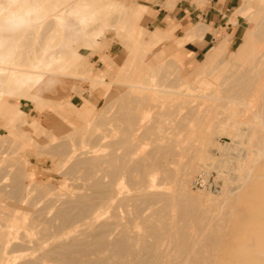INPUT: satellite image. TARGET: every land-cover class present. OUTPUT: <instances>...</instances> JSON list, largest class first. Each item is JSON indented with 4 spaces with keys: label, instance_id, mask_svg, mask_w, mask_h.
I'll return each instance as SVG.
<instances>
[{
    "label": "rangeland",
    "instance_id": "obj_1",
    "mask_svg": "<svg viewBox=\"0 0 264 264\" xmlns=\"http://www.w3.org/2000/svg\"><path fill=\"white\" fill-rule=\"evenodd\" d=\"M84 1L97 12L86 25L74 14L76 0L10 3L20 15L34 4L45 6V12H57L51 13L49 23L23 28L13 44L8 41L0 49V55L10 50L6 60H0V264L24 260L74 264L59 262L61 253L50 251L104 231L106 235L92 240L112 242L124 227L128 237L139 233L133 241L128 238L136 251L145 240L153 241L155 249L165 254L156 250L163 256L162 264H264V56L255 63L251 86L236 94L225 84L226 69L240 53V45L248 37L252 50L263 44V32L256 38L250 35L264 21V0H239L229 20L241 7H246V18L239 16L229 28H208L215 40L205 49L204 59L226 42L210 65L208 59L203 64V58L184 63V54L177 49L184 41L172 36L178 24L149 25L144 0ZM6 12V7L0 12L3 33ZM46 14L39 13L34 20ZM59 14L60 24L53 18ZM167 27L177 30L171 35ZM101 30L105 35L99 39ZM252 52L242 59L250 60ZM242 59L238 64L244 63ZM41 80L46 83L37 86L43 90L35 92ZM247 102L255 104L252 111L244 107ZM228 114H234L232 119ZM59 144L64 148L54 149ZM114 155L125 162L116 160L119 173L112 175L108 162ZM201 155L206 159H198ZM86 157L105 163L73 167L77 158ZM201 168L218 173L219 194L191 187ZM154 191L166 196L144 198L151 203L143 200L142 195ZM99 192L102 199L95 198ZM134 194L142 196L136 204L147 203L142 201L137 211L132 204L124 205ZM192 197H197L195 202ZM65 201H80L71 210L79 214L69 222L56 217L66 208ZM160 207L166 220H157ZM153 209L154 215H148ZM145 215L150 219L146 216L144 226L151 222L160 226L159 238L141 228ZM130 228L133 232H128ZM187 239L191 248H186ZM184 240L186 247L181 245ZM103 247L90 253L93 258L86 256L94 262L119 264L112 246ZM137 262L129 258L127 264Z\"/></svg>",
    "mask_w": 264,
    "mask_h": 264
},
{
    "label": "bare ground",
    "instance_id": "obj_2",
    "mask_svg": "<svg viewBox=\"0 0 264 264\" xmlns=\"http://www.w3.org/2000/svg\"><path fill=\"white\" fill-rule=\"evenodd\" d=\"M46 0H41V2H45ZM246 9V7H241V9L239 8V10L237 11V13H236V16L234 17V20L236 21V17L237 16H240V17H242V16H245L244 15V10ZM26 11V13L24 14V16H25V20L23 21V22H15V23H13V24H11L10 26H4L2 29H3V31L5 32V33H16V32H19V31H21V29L29 22V19H28V17L29 16H31V15H33L34 16V18H37L38 17V13H37V11H36V9H34V10H25ZM258 13V12H257ZM264 13V12H263ZM254 15H256V14H254ZM247 16H245L244 18H246ZM264 17V16H263ZM261 18H262V16H261ZM233 20V21H234ZM261 20H264V18H262ZM253 29V28H252ZM261 29V30H260ZM206 30V27L205 26H203V25H201V24H199L197 27H196V29H193L191 32H189V33H192V35H197V37L198 36H201L203 33H204V31ZM254 30H255V28H254ZM254 30H253V33L254 34H252V35H250V37H253V38H256L259 34H260V31L261 32H263V34H264V21H262V22H260L259 21V24H258V26L256 27V32H254ZM0 33H3V32H0ZM187 34V37L188 38H191V35L190 34ZM250 34V33H249ZM188 35H190V36H188ZM248 35V34H247ZM260 35H262V34H260ZM252 38V39H253ZM262 40H263V44L261 43L262 42V40H260L261 42V45H263V48H259V46H261V45H258L257 47H253V50H252V46L254 45L253 43V45L252 46H248V41H252V40H250L249 39V37H248V40L246 41V42H243V46L242 45H240V43L238 44V46L240 45V47H241V49H240V53L237 55V56H235L234 55V59H233V61H232V63H231V65L229 66V68H227L226 70V74H227V78H228V80H226V82H225V84L227 85L226 87H228V89L230 90V91H234L236 94H239V92H241L240 90L241 89H243V88H245L246 86L248 87V86H251L252 84H253V81L255 80V70H256V66H255V63H257V62H259L260 60H262V58H263V56H264V37L262 36V37H260ZM245 39V38H244ZM259 39V38H258ZM255 41H257V40H255ZM253 42V41H252ZM259 42V41H258ZM226 42H224V44H225ZM242 43V42H241ZM257 43V42H256ZM259 43V44H260ZM223 43L222 44H220L221 46H223L224 45ZM219 45V47L220 48H222L221 46ZM251 47V48H250ZM262 47V46H261ZM220 48H218L219 50H220ZM258 48V49H257ZM215 49V48H214ZM249 49H251V50H249ZM219 50L218 51H213V50H211V51H209L208 52V54H207V56H205V58L206 59H208L207 60V64L208 63H210L211 62V60L212 59H214V58H216V57H219L218 56V54L219 55H221V53H219ZM232 50H233V48H232ZM232 50H231V52H232ZM227 51H229L230 52V48H228L227 49ZM239 50H237V52H238ZM248 51H253L252 52V55L254 56V57H249V59L250 60H248V58H247V60L248 61H246L245 59H242L243 58V55H245L246 53H248ZM235 54H236V52H235ZM251 55V54H250ZM248 57V56H247ZM221 58V57H220ZM246 58V57H245ZM204 59V58H203ZM206 59H204L205 60V62L203 61V64L205 63L206 64ZM240 59H242L243 61H244V63H240V64H238V61L240 60ZM216 60V59H215ZM217 60H218V58H217ZM242 61V62H243ZM246 62V63H245ZM261 62V61H260ZM214 63V62H213ZM206 64V65H207ZM208 65H210V64H208ZM259 69V68H258ZM257 71V70H256ZM257 75V74H256ZM263 75H264V73H263ZM261 78H263V77H261ZM261 80V79H260ZM262 81V80H261ZM22 83V84H21ZM41 82H37V84H40ZM264 83V82H263ZM20 85H23L24 83H23V81L22 82H20L19 83ZM256 84V83H255ZM256 86V85H255ZM21 87H23V86H21ZM261 93V92H260ZM258 94V93H257ZM258 96V95H257ZM260 96H261V94H260ZM260 96L258 97V98H260ZM253 101H255V100H253L252 99V101H250V102H253ZM245 103V105H244V107L248 110V111H252V109H253V107H254V105L255 104H252V103ZM19 106V105H18ZM244 107H242V108H244ZM241 108V109H242ZM245 109V110H246ZM20 110V109H19ZM20 112V111H19ZM247 113V112H246ZM232 115H234V114H231V115H226L227 117H229V119H232ZM231 121V120H230ZM227 123H229L227 120H226V124ZM224 124V123H223ZM230 125H231V127L232 126H235L234 124H236V123H233V122H231V123H229ZM236 132V131H235ZM238 133V132H237ZM56 148V147H55ZM57 149V148H56ZM111 154V153H110ZM115 155L114 156H112V158H111V160H110V162H108L107 160H106V162H108V164H109V166H111V170H109L108 169V172L110 173V174H114V172H116V171H118L117 170V161L116 160H118L119 158H117V159H115ZM118 157H120L119 155H118ZM198 159H200V160H203V159H206V156H203V155H201ZM120 160V164L122 163L121 162V160H122V156H121V159H119ZM118 160V161H119ZM124 160V159H123ZM122 160V161H123ZM14 161V160H13ZM141 160H139L138 162H140ZM124 162H125V160H124ZM136 162V161H135ZM15 163V162H14ZM105 163V161H103V160H99V159H94V158H84V159H79V158H77L74 162H73V167L74 168H76V166H81V165H83V166H85V165H97V166H100V167H102V165ZM119 163V162H118ZM107 164V163H106ZM123 164V163H122ZM139 165V167L141 166L140 165V163H138ZM141 164H142V162H141ZM206 164H208V163H206ZM10 165V164H9ZM205 165V164H204ZM20 166V165H19ZM96 166V167H97ZM108 166V167H109ZM122 166V165H121ZM120 166V167H121ZM125 166V165H124ZM134 166V165H133ZM137 165L135 166L136 168L138 167ZM72 167V168H73ZM119 167V168H120ZM134 167V168H135ZM20 168H22V167H20ZM78 168V167H77ZM124 168V167H123ZM135 168V169H136ZM98 169V168H97ZM102 169V168H101ZM201 169H203V170H207V171H209L210 169H208V168H201ZM200 169V170H201ZM17 170V169H16ZM106 170V169H105ZM200 170H198V171H200ZM197 171V172H198ZM19 172V171H18ZM105 172H107V171H105ZM107 172V173H108ZM15 173H16V171H15ZM118 173H119V171H118ZM17 175V174H16ZM19 175V174H18ZM110 176V175H109ZM113 178H114V176H112ZM215 177L217 178V180H218V182H219V180L221 179L220 178V176L218 175V173L217 172H215ZM99 178V177H98ZM220 178V179H219ZM21 179V178H20ZM188 179L189 178H185L183 181H188ZM100 180V179H99ZM21 181V180H20ZM103 181V180H102ZM96 182V181H95ZM99 181H97V183H98ZM101 182V181H100ZM96 186V185H95ZM98 186H99V184H98ZM102 186V185H101ZM100 186V187H101ZM191 187H192V185H191ZM196 189H201V190H208V191H212V190H210V189H208V188H196ZM221 190H222V183H221V186H220V182H219V189L217 190V191H215V192H217V194H219L220 192H221ZM97 191V190H96ZM104 191V190H103ZM186 191V190H185ZM95 192V191H94ZM187 192V191H186ZM185 192V193H186ZM151 193H153V195H150V193H149V195H146L145 197H144V195H142V196H136L135 194L134 195H132L133 197H132V199H131V196H130V199H127L125 202V204L124 205H126V204H132V206L134 207H132L133 209H135L136 211L137 210H140L139 208H140V205L141 204H143L144 203V201L143 200H145V199H152V198H163L162 196H166L165 195V193H156L155 191L154 192H151ZM188 193V192H187ZM97 194V193H96ZM100 192L98 193V195L95 197V198H99L100 196H102V194L100 195ZM104 195H106V194H103V197H105ZM135 196L137 197V198H135ZM186 196H188V194L186 195ZM143 198V203H141V202H139L140 204H136V202L138 201L137 199H139V198ZM188 197H190V196H188ZM84 200H86L84 197H82ZM81 198V199H82ZM101 199H102V197H100ZM133 198H135V199H133ZM145 198V199H144ZM191 198V197H190ZM196 198L197 197H192V200L195 202L196 201ZM188 199V198H187ZM140 200V199H139ZM157 200V199H156ZM162 199H160L159 201H161ZM67 201V200H66ZM65 201V205H66V208L65 209H62V210H58L57 212H58V214H56V212H55V214H56V217L58 216V218L60 219V217H64V221H67V222H69V221H71V220H73L74 218H76L77 217V215L79 214H77L76 212L78 211H76L74 214L71 212V210H74L76 207H78L79 205H80V201H79V203L77 202H75V203H72V202H74V201H68V202H66ZM87 201V200H86ZM92 201V200H91ZM134 201V202H133ZM145 201H147V200H145ZM85 202V201H84ZM88 202H90V200L88 201ZM124 202V201H123ZM197 202H199V201H197ZM196 202V203H197ZM83 202H81V205H83L82 204ZM147 203H151V202H149V201H147ZM147 203H144V204H147ZM88 204V203H87ZM90 204V203H89ZM86 206V205H85ZM89 206H91V204L89 205ZM94 206V205H93ZM74 207V209H72ZM6 208V207H5ZM8 208V207H7ZM45 208V207H44ZM84 208V207H83ZM83 208H81L80 207V209H83ZM89 208V207H88ZM165 208V207H164ZM9 209V208H8ZM78 209V208H77ZM187 209V208H186ZM190 209V208H189ZM87 210V209H86ZM155 209H153V210H151L152 212L151 213H149L148 215H152V213H153V211H154ZM158 210H159V213H158ZM188 210V209H187ZM195 210V209H194ZM80 211V210H79ZM82 211H84V209L83 210H81L80 212L82 213ZM156 211H157V220L159 219L160 221H161V217H163V215H162V213H163V211H165L164 209H163V211H162V208L160 207V208H156ZM192 211V210H191ZM200 211V210H199ZM203 211V210H202ZM139 212V211H138ZM162 212V213H161ZM166 212V211H165ZM72 213V214H71ZM140 213V212H139ZM190 213V212H189ZM166 213H164V215H165ZM54 215V214H53ZM148 215H145L144 216V218L147 216L148 218H149V216ZM153 215H154V213H153ZM195 215V214H194ZM200 215V214H199ZM60 216V217H59ZM82 216V215H81ZM189 216V215H188ZM56 217H54V218H56ZM147 217H146V219L145 220H143V218H142V216H141V218H140V220H143V221H141V224H142V227L141 228H143V226H144V223H145V221H149V219H147ZM165 217H167V215L165 216ZM191 217V216H190ZM34 218V217H33ZM41 218V217H40ZM164 218V217H163ZM194 218H196V217H194ZM199 218H201V217H199ZM46 219V218H45ZM165 220H166V218H164ZM163 219V220H164ZM43 220V219H42ZM48 220H49V218H48ZM50 220H51V217H50ZM152 220V219H151ZM156 220V219H155ZM188 220V219H187ZM192 220V219H191ZM34 221V220H33ZM51 221H53L54 222V220H51ZM76 221V220H75ZM49 222V221H48ZM59 222H62L61 220L59 221ZM74 222V221H73ZM151 222V221H150ZM45 223V222H44ZM71 223V222H70ZM192 223V222H191ZM195 223V222H194ZM46 224V223H45ZM44 224V225H45ZM54 224V223H53ZM148 224V223H147ZM145 225L144 227H145V231H147V234H151V236H153L154 238H159L160 237V226L159 225H157V224H152V222L150 223V224H148V225ZM162 224V223H161ZM55 225V224H54ZM53 225V226H54ZM102 225V224H101ZM105 225V224H104ZM103 225V226H104ZM175 225V224H174ZM103 226H101V227H103ZM122 226V225H121ZM120 226V227H121ZM127 226V225H126ZM129 226V225H128ZM176 226V225H175ZM45 227V226H44ZM50 227V226H49ZM49 227H48V229H49ZM56 227V226H55ZM119 227V228H120ZM124 226H122L121 228H123ZM164 227L165 226H163V229H164ZM108 228V227H107ZM118 228V229H119ZM125 229H126V227H124ZM123 228V229H124ZM127 228H129V227H127ZM146 228H147V230H146ZM172 228H174V226L172 227ZM44 229V228H43ZM45 229H47V227H45ZM104 230H105V228H103ZM123 229H121L122 230V232L121 233H119V235H117L118 237H114V236H116L115 235V233H117V232H114V235H113V237L114 238H112V242H108L107 240L108 239H102L103 241H101V238L99 239H96V240H92V238L94 239V238H97V236H99V235H101V234H99V235H96V237L95 236H93V237H91V238H89L90 240H92V241H88V240H83V239H80V241L79 242H75V243H72V244H69V242H68V246H67V244H66V246H63V245H59V246H56V248L55 249H52L50 252L52 253H61V256H62V258H60V259H58L59 260V262H65V263H74V264H106V262L108 261H110V260H107V261H105V260H103L102 258V260H100V261H97V262H94V261H92L91 259H89V256L90 257H92L91 256V254L90 253H92L93 251L95 252V250L97 251L98 249H99V247H103V246H105V247H103V248H106L107 247V245H111L112 246V252H111V254L112 253H114V255L115 256H117L119 259H120V261H119V264H127V262H128V260H129V258L131 259V258H137V260L139 261V262H137L138 264H162L163 262V258H161V257H163L162 255L164 254H162L161 253V251H159V250H157V249H155V246H153V245H155V244H152V242L153 241H149V243H147V241H148V239L147 240H145L144 241V244H143V246H142V248H138L139 250H135L134 248V246H133V239H135L134 238V235H137V236H139L138 234V232H136V230H135V232L136 233H134L133 235H129V237L126 235V234H124L125 233V231L127 230H123ZM132 228H130L129 230H128V232H131L132 230H131ZM176 229H177V227H176ZM120 230V231H121ZM143 230V231H144ZM172 230V229H171ZM173 230H175V229H173ZM116 231H117V229H116ZM133 232V231H132ZM149 232V233H148ZM103 233H105V234H102L101 235V237L103 236V235H106V233H107V231H104ZM127 233V232H126ZM138 233V234H137ZM162 233V232H161ZM120 234H121V236H120ZM129 234V233H128ZM149 234V235H150ZM90 235H92V234H90ZM149 235H147V236H149ZM162 235V234H161ZM141 236H143V235H141L140 234V237ZM146 236V235H145ZM162 237V236H161ZM164 237V236H163ZM128 238H132L131 240L132 241H129L130 239H128ZM145 238H147V237H145ZM144 238V239H145ZM171 239V238H170ZM172 239H174L175 240V238H172ZM81 240H83V241H81ZM100 240V241H99ZM76 241V240H75ZM155 241H156V239H155ZM171 241H173V240H171ZM170 241V242H171ZM185 241L186 240H184V244L182 243L181 245H184L185 247L186 246H190V245H193V243L191 242V244H189L190 243V241H188V239H187V241H188V245L186 244L187 243V241H186V243H185ZM74 242V241H73ZM151 242V243H150ZM157 242V241H156ZM172 244H173V242H171ZM174 243H175V241H174ZM186 244V245H185ZM17 245V244H16ZM175 245V244H174ZM195 245V244H194ZM134 248H133V247ZM183 246V247H184ZM110 247V246H109ZM13 248V247H12ZM15 248V247H14ZM19 248V247H18ZM23 248V247H22ZM186 248H191V246L190 247H186ZM185 248V249H186ZM192 248H194V247H192ZM21 249V248H20ZM101 249V248H100ZM107 249V248H106ZM110 250L109 251H111V247L109 248ZM137 249V248H136ZM156 250L158 251V252H160L162 255L160 256L157 252H156ZM190 251V250H189ZM188 251V252H189ZM93 252V253H94ZM49 253V252H48ZM97 254V253H96ZM46 255V254H45ZM60 255V254H59ZM78 255H80L81 257H78ZM82 255L83 256H86V255H89L88 257L86 256L85 258H82ZM77 256V257H76ZM96 256H98V255H96ZM109 256V255H108ZM105 257L107 258V256L105 255L104 256V259H105ZM109 257H111V256H109ZM164 257H165V254H164ZM93 258V257H92ZM52 259V258H51ZM109 259H111V258H109ZM30 260V259H29ZM40 260V259H39ZM118 260V259H117ZM165 260V259H164ZM32 261H34V260H32ZM32 261H28V260H24V262H20L21 264H35V262H32ZM102 261H104V262H102ZM107 262V263H108ZM110 262H112V261H110ZM117 263H118V261H116ZM117 263H115V264H117ZM136 263V264H137ZM112 264H114L113 262H112Z\"/></svg>",
    "mask_w": 264,
    "mask_h": 264
},
{
    "label": "crops",
    "instance_id": "obj_3",
    "mask_svg": "<svg viewBox=\"0 0 264 264\" xmlns=\"http://www.w3.org/2000/svg\"><path fill=\"white\" fill-rule=\"evenodd\" d=\"M4 2L0 3V12L6 7V14L4 16V22L1 24V28L4 26H10L11 24L15 22H23L25 20L24 15H20L21 12L12 11L11 9L16 7L14 5H10V3L14 4L18 0H3ZM23 1V0H22ZM78 1L76 0V5L74 8V14L76 17H78L79 21L81 23H89L93 20V17L97 16V12L93 9L94 6L88 5L84 0H81V6L78 5ZM160 3L153 2L152 0H144L143 2L147 5V11L146 19L147 23L149 25H152L154 27L155 25L159 26H166L169 23H172L174 26L178 24L177 29L179 28L178 32H176L175 35L174 31L177 29L175 28H168L169 33L174 38H180L183 42V44L179 47H177L178 51L184 54V60L190 62L191 64L197 63L203 56L205 55L204 51L205 49H209L215 40V37L213 36L212 32L209 31L210 29H219L222 28H229L233 21L229 20L230 15L232 14L234 8H237L239 6V0H174L173 3H168L167 0H160ZM36 3V2H35ZM165 4H169L168 7H165ZM29 7V6H28ZM45 6H41L40 4H34L31 6L30 9L26 10H34L36 9L39 17V13H47L46 15H43V18L40 20H34V16L31 15L28 17L29 22L23 27V28H29L35 23L46 21V23H49L51 20L49 19L51 13H56L57 11L48 10L45 12L43 9ZM43 10V11H42ZM19 11V10H18ZM26 12V11H25ZM12 13V14H11ZM18 13V14H16ZM56 21H58V24L61 23L60 14L57 16H54ZM239 16L236 17V20L238 21ZM235 21V20H234ZM235 21V22H237ZM31 24V25H30ZM201 24L206 27V30L201 36L195 35L192 38L188 39L187 34L192 31L193 29H196V27ZM234 25V24H233ZM234 27V26H233ZM22 28V29H23ZM21 29V30H22ZM103 30L108 31V27L103 28ZM101 30V34L97 35L100 39L105 35V32ZM237 30V25L232 30L233 33H235ZM20 32V31H19ZM18 32L14 33H8L10 35H6V33H0V49L8 42L10 41L11 44H13V41L16 37ZM171 37L167 40V43H170ZM10 53V50L7 51V54H1L0 60H6ZM33 64V63H32ZM35 66V64H33ZM20 76H27L25 74H21ZM54 79H56V76H54ZM39 80V79H38ZM38 82V81H37ZM42 82L41 84H45L46 82ZM55 81H51L49 84H54ZM36 87L35 92H39L40 90H43L41 87L38 89L37 83L35 84ZM48 85V83L46 84ZM43 86V87H46ZM35 98V97H34ZM60 147L64 148L63 144H59L57 150L60 149ZM54 147V149H56ZM250 253L251 251L248 250Z\"/></svg>",
    "mask_w": 264,
    "mask_h": 264
},
{
    "label": "built area",
    "instance_id": "obj_4",
    "mask_svg": "<svg viewBox=\"0 0 264 264\" xmlns=\"http://www.w3.org/2000/svg\"><path fill=\"white\" fill-rule=\"evenodd\" d=\"M191 185L195 188H208L214 192L219 189V182L211 169L209 171L201 169L196 172L192 177Z\"/></svg>",
    "mask_w": 264,
    "mask_h": 264
}]
</instances>
